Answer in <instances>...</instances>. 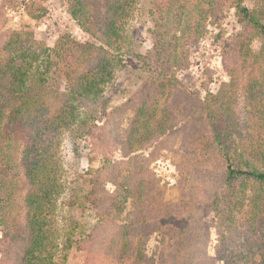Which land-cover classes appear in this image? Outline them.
Wrapping results in <instances>:
<instances>
[{"label":"trees","instance_id":"1","mask_svg":"<svg viewBox=\"0 0 264 264\" xmlns=\"http://www.w3.org/2000/svg\"><path fill=\"white\" fill-rule=\"evenodd\" d=\"M225 1L245 22V31L235 40L238 42V57L231 67L226 66L229 83L216 94L206 95L199 114L189 119L193 124L184 122L176 125L174 122L177 114L183 113L182 109H176L183 106L178 102L180 93L169 107L163 106V110H158L146 101L149 93L140 92L142 94L138 93L134 101L144 100L145 104L131 107L126 119L130 123L124 144L130 151L124 160L141 159L142 155L133 157L137 154L135 152H147L155 143L159 145L168 141L173 145L175 133L180 132L187 136L188 144L197 147L193 156L188 154L191 159L184 157V164L189 160L193 170L187 171V176L191 179L196 175L201 179L204 176L208 181H202L201 186L212 185L207 171L209 167L196 162L215 157L224 166L225 178L221 186L213 188L207 196L203 195L206 203L200 202V207L192 210L204 214L205 221L201 224L200 218L194 214L186 224L179 212L190 210L192 204L189 201L180 205L176 201L171 202L172 210H165L169 203L166 198L159 211L152 207L158 206L159 199H163L161 188L152 186L147 173L140 172L135 179L136 184L123 190L122 201L111 199L100 185H94L85 197L94 203L96 193L102 192L98 196L102 198L99 215L102 217L95 220L87 233L79 231L77 239L72 237L73 230L78 229L73 223L61 247L56 211L64 188L56 141L65 132L73 130L76 136L85 140L94 138V129L98 130L95 127L97 119L104 115L95 117L93 112L82 113L77 103L79 99L92 101L102 98L104 85L111 79L114 65L123 64L120 52L116 51H120V43H123L121 32L132 0H72L70 16L93 40L99 41L94 26L102 23L103 39L99 49L103 54L82 69L70 88L59 93L50 86V80L54 79L60 64L67 67V79L69 65L74 61L68 57L67 47L63 44L70 43L68 38L60 37L56 46L50 48L36 41L26 30L0 33V231L5 237L0 264H60L57 256L64 263L68 251L77 245L87 250L90 264H100L101 260H111L115 264H206L211 259L207 251L209 238L206 230L209 227L219 234L215 253L220 254L223 264H239V261L247 264L250 259H258L257 264H264V0ZM247 1L254 5L247 6ZM201 2L197 0L190 13L193 20L198 19L195 30L188 32L194 41L205 30L203 13L197 10ZM12 4L13 0H2L0 13L4 12L3 6ZM0 21L1 24V17ZM162 80L170 84L169 79ZM154 100L153 105L158 104L159 98ZM120 109L116 111L122 112ZM113 118L119 121L117 113ZM202 122L204 126L201 129H194L197 123ZM23 133L25 140L19 144V135ZM103 133L113 139L107 127ZM99 141L103 146L100 136L96 142L86 143L94 148ZM15 150H19L24 185L18 221V215L15 216L18 210L12 207V191L8 188L13 186L7 182L6 171L7 155ZM133 170L138 171V168L133 167ZM187 176L183 181L187 182ZM181 194V199L188 196ZM107 197L109 203L103 202ZM126 203L138 206V213L119 223L114 217L115 210L126 209ZM248 220L251 221L248 223ZM146 224L150 230L144 234L142 228ZM150 234L159 239L158 256L154 260L146 256L143 241Z\"/></svg>","mask_w":264,"mask_h":264},{"label":"rangeland","instance_id":"2","mask_svg":"<svg viewBox=\"0 0 264 264\" xmlns=\"http://www.w3.org/2000/svg\"><path fill=\"white\" fill-rule=\"evenodd\" d=\"M196 1L132 0V7L121 32L123 43H120V51H116V53L120 52L124 60L123 64L114 65L111 79L104 85L102 98L92 101L79 99L77 103L82 113L90 114L93 112L95 117L104 115L97 119L95 127H98V130L94 129V138L90 137L85 140L76 136L73 130L65 132L56 141L59 147L57 159L61 168V181L64 188L63 193L58 198L56 211L60 247L64 242L65 235L69 233L70 227L74 225L73 223L77 225L78 229L73 230L72 237L77 239L80 234L79 231L84 230V233H87L95 220L102 217L99 216L101 215L102 198L99 199L98 197L102 195V192L96 193L94 203L88 201L89 197H85L94 185H100L101 189L103 188L111 199L122 201L123 190L136 184L135 179L140 172L141 174L147 173L152 186L156 185L161 188L163 199H159L160 204L158 206L152 207L159 211L163 207L162 201L165 202L166 198L169 199V203L164 207L165 210H172L169 205L171 202L176 201L180 205L181 202L189 201L192 204L190 210L184 209L183 212H179L186 224L194 214L200 218L201 224L205 221L204 214L199 213L200 211L197 214V211L192 212V210L195 207H200V202L206 203L203 195L207 196L213 188L221 186V182L225 178V169L213 157L196 162H202L209 167L207 171L211 176L209 181H212V185L201 186L202 181L207 180L204 176L201 179V176L196 175L195 177L199 176L197 180L195 177L191 179L187 176V171L192 172L193 170L191 164L188 163L189 160L186 161L187 159H185L184 164V157L191 159L190 155L196 153L197 147L186 142L187 136L184 133H175L173 145L172 142L162 141L159 145L155 143L147 152L142 154L135 152L137 154L133 156L142 155L145 158L142 157L139 160L127 158L124 160V156L130 151L124 144L127 139L125 132L130 123L126 120L131 111L129 109L145 104L144 100H142L143 102L140 101L141 103L134 101L138 93L148 92L146 101L158 110H163V106L169 107V103L176 101V96H179L178 93H180L181 97L178 98V102L183 103V106H178L176 109H182L183 113L177 114L174 122L176 125L184 122L193 124L189 119L199 114L201 102L206 95L208 93L216 94L222 86L230 81L226 68L231 67L238 57L236 52L238 42L235 40L239 34L245 31V22L229 2L225 0L212 2L202 0L197 10L203 13L205 30L203 35L194 41L188 36V32L192 29L195 30V24H198V19L193 20L190 16ZM1 4L2 0H0V6ZM71 4L72 0H15V3L13 0L12 6H3L4 12L0 13L3 21L0 24V33L6 34L11 31L26 30L32 34L36 41L50 48L56 46L60 37L68 38L70 43L64 42L63 44L67 47L68 57L74 61L69 65L70 72L67 79V67L65 64H60L54 79L50 80V86L56 90V93L61 92L64 88H70L82 69L93 64L103 54L99 49L101 39H103V33L100 30L102 23L95 24L96 33L89 26L85 27L90 29L91 33L99 35V41L93 40L70 16ZM252 4L254 5L253 2H246L249 7ZM95 10L99 13V10ZM111 51L113 50L109 52ZM78 55L80 56L78 57ZM233 77L236 79L235 76ZM162 78L169 79L170 84L163 81ZM156 97L159 98L158 104L153 105V100ZM140 99L142 98H137V100ZM117 108H121L120 110L123 111L118 112L116 111ZM114 113L118 114V122L113 118ZM203 126V122L197 123L194 129L198 130ZM106 127L108 133L113 135V139L108 135L104 136L103 132ZM23 136L24 133L19 135L17 141L19 144L25 140ZM99 136L103 140V146L100 145L101 142L99 141L97 146L90 148L86 142L94 143ZM145 159L147 160L146 163L144 162ZM6 160V165H8L6 168L7 182L13 186V188H8L12 191V207L18 210V213H15V216L18 215L16 218L18 221L22 208L20 205L21 197L24 194L19 150L11 151ZM143 162L146 165L141 164ZM133 167L138 168V171H134ZM185 176L188 177L187 182L183 181ZM144 181L142 180V182ZM181 193H186L188 196L181 199L179 197L182 195ZM103 202L109 203L108 197ZM128 205L126 203V209L115 210L117 217L113 216L117 222L125 218L129 219L133 213L135 215L138 213V206L135 204ZM129 208L131 209L126 212ZM152 214L156 215L154 212ZM238 216L240 217L239 214ZM250 221L248 220V223ZM239 222L240 220H237V223ZM149 230V224H146L142 228V233L146 234ZM136 232H138L137 229ZM206 233L209 238L207 251L211 258L206 264H223L220 260V254L215 253L217 235L219 234L212 227H209ZM234 235L236 236L235 233ZM146 237L143 240L146 256L148 259L154 260L158 256L159 239L154 234ZM200 237L204 238L201 233ZM3 241H5V237L0 231V258L2 257V248L5 245ZM78 247L79 245L68 251L64 263L61 262L60 256H57L58 263L90 264L91 260H89L87 250ZM11 253L14 255V252ZM238 263L244 264V261ZM257 263L258 259H250L247 262V264ZM100 264L115 263L111 260L107 262L101 260Z\"/></svg>","mask_w":264,"mask_h":264}]
</instances>
